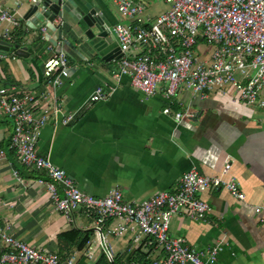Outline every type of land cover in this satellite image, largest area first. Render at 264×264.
I'll return each instance as SVG.
<instances>
[{
  "label": "crops",
  "instance_id": "obj_1",
  "mask_svg": "<svg viewBox=\"0 0 264 264\" xmlns=\"http://www.w3.org/2000/svg\"><path fill=\"white\" fill-rule=\"evenodd\" d=\"M31 1L0 0L19 22L18 28L5 26L12 35L11 45L15 46L13 39L20 41L17 48L29 54L26 59L13 54L14 60L0 61V90L14 85L21 95L48 88L42 72L52 44L41 40L39 33L47 18L38 21L35 17L31 23L24 19ZM63 1L96 8L109 31L115 23H127L108 0ZM62 16V38L72 48L62 40L57 43L67 54L69 78L56 94L65 112L75 118L62 126L56 124L59 117H52L40 135L38 154L64 170L81 192L104 197L117 186L125 201H142L158 192L174 193L181 175L191 168L215 177L229 162V176L238 183L244 201L235 200L224 189L203 191L198 198L211 208L206 219L192 221L185 211L180 212L171 220L169 234L197 250L223 239L225 245L216 264H264V110L242 105L226 88L202 98L180 92L171 113L164 115L166 102L161 93L147 99L131 88L126 78L103 100L88 102L97 87L106 90L115 85L109 77V55L117 44L110 33L88 39L87 27L80 23L78 28L65 11ZM46 35L58 39L57 32L49 28ZM260 98L264 100V91ZM186 109L192 117L177 121L173 114ZM11 134L12 121L0 118V150L5 154L0 160V227L9 224L13 238L46 249L62 260L74 258L76 264H152L163 257L161 249L147 240L129 250L133 234L125 233L110 240L114 256L108 262L89 229L92 220L75 213L69 222L54 210L46 190L35 183L44 173L18 162L8 147ZM13 171L21 177L22 186L14 181ZM254 208H260L261 214L256 215ZM117 223L113 220L108 226ZM73 232L82 237L88 232L87 242L91 241L93 248L90 254L87 242L81 249L76 246Z\"/></svg>",
  "mask_w": 264,
  "mask_h": 264
},
{
  "label": "built area",
  "instance_id": "obj_2",
  "mask_svg": "<svg viewBox=\"0 0 264 264\" xmlns=\"http://www.w3.org/2000/svg\"><path fill=\"white\" fill-rule=\"evenodd\" d=\"M57 1V0H55ZM127 23L112 25L109 33L117 44V56L111 60L109 77L115 82L107 89L97 87L88 102L96 103L113 93L126 78L131 88L145 98L161 93L171 113L174 99L180 92L200 98L212 91L230 89L244 106L264 110V0H155L167 10L154 18L144 16L146 0H108ZM42 0L31 1L32 5ZM56 3V2H53ZM63 10L59 8L52 25L63 29ZM49 22L47 21V24ZM18 28L15 13L0 5V41L12 43L11 32L5 26ZM48 26L40 28V38L47 41ZM214 48L210 60L195 56L200 45ZM51 45V44H50ZM50 57L43 64V78L48 88L41 92L20 94L14 85L0 90V118L12 121L9 145L18 162L26 169L43 172L36 180L49 195L55 211L72 222L75 213L92 220L91 228L108 262L113 260L110 240L132 233L131 248L143 240L154 242L163 257L152 264H216L225 242L220 239L204 249H195L183 238L169 234L171 220L185 211L192 221H204L210 206L198 198L209 189H224L235 200L243 202L245 195L229 176L231 163L226 162L218 176L202 175L196 168L183 173L174 193L158 192L142 201H125L119 187L106 196L94 197L81 192L74 180L56 167L49 157L38 154L37 144L48 121L68 126L75 114L65 112L56 94L69 78V62L65 51L49 46ZM15 56L0 52V61ZM177 121L191 118L189 109L173 114ZM5 157L0 150V160ZM14 181L22 179L13 171ZM256 215L260 208H254ZM118 221L108 226L110 221ZM264 219H261L263 221ZM0 264H76L74 258L60 259L43 248H33L11 235L9 224L0 227ZM87 254L92 252L87 242Z\"/></svg>",
  "mask_w": 264,
  "mask_h": 264
},
{
  "label": "water",
  "instance_id": "obj_3",
  "mask_svg": "<svg viewBox=\"0 0 264 264\" xmlns=\"http://www.w3.org/2000/svg\"><path fill=\"white\" fill-rule=\"evenodd\" d=\"M56 2V3H53ZM62 6V10L67 14H70L73 21L81 27V25L87 27V31L85 32V36L88 39L93 37L102 38L105 37L107 33H109V25L104 21L101 15L97 14V9L91 7L90 5H83V7L75 6L72 1L65 3L63 0H42L41 4L31 5L26 14L24 15V19L28 22L33 21L34 18L41 21L42 18H47L49 22L47 24L48 28L51 31H56L58 34V39H50L48 35H46L47 42L52 44L53 46H57L58 41L65 43L68 47L72 48L71 43L67 39H63L62 30L56 29L51 23L54 17L58 14L59 8ZM31 23V22H30ZM81 23V25H80ZM35 28V26L33 27ZM72 30V29H71ZM72 33L75 31H71ZM0 52L4 53H12L18 58H28L29 54L23 50L18 49L17 46H12L9 43L4 41H0ZM118 50L115 49L110 53V58L113 59L117 56ZM109 61V60H108Z\"/></svg>",
  "mask_w": 264,
  "mask_h": 264
},
{
  "label": "rangeland",
  "instance_id": "obj_4",
  "mask_svg": "<svg viewBox=\"0 0 264 264\" xmlns=\"http://www.w3.org/2000/svg\"><path fill=\"white\" fill-rule=\"evenodd\" d=\"M165 10H167L166 5L158 3L155 0H146V10L144 12V16H153L154 18L155 15L164 12ZM213 51L214 48L212 46L202 43V45H200V51H196L195 56L201 60L209 61Z\"/></svg>",
  "mask_w": 264,
  "mask_h": 264
},
{
  "label": "trees",
  "instance_id": "obj_5",
  "mask_svg": "<svg viewBox=\"0 0 264 264\" xmlns=\"http://www.w3.org/2000/svg\"><path fill=\"white\" fill-rule=\"evenodd\" d=\"M13 45H15L17 47L20 46V41H16L15 39H13ZM72 235H74L76 237L75 239L78 241L76 246L79 249H81L85 245L87 240L89 239L88 232H86L83 237L81 236V234L79 232H73Z\"/></svg>",
  "mask_w": 264,
  "mask_h": 264
}]
</instances>
